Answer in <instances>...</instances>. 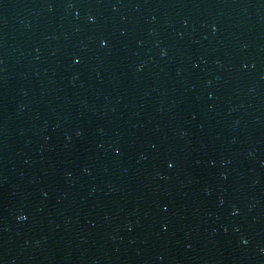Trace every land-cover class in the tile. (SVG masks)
Listing matches in <instances>:
<instances>
[{"label":"water","instance_id":"water-1","mask_svg":"<svg viewBox=\"0 0 264 264\" xmlns=\"http://www.w3.org/2000/svg\"><path fill=\"white\" fill-rule=\"evenodd\" d=\"M0 32L82 264H264V0H0Z\"/></svg>","mask_w":264,"mask_h":264},{"label":"snow or ice","instance_id":"snow-or-ice-1","mask_svg":"<svg viewBox=\"0 0 264 264\" xmlns=\"http://www.w3.org/2000/svg\"><path fill=\"white\" fill-rule=\"evenodd\" d=\"M170 167L172 166V165H169Z\"/></svg>","mask_w":264,"mask_h":264}]
</instances>
